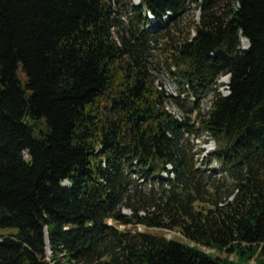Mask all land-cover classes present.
I'll list each match as a JSON object with an SVG mask.
<instances>
[{"label":"trees","instance_id":"obj_1","mask_svg":"<svg viewBox=\"0 0 264 264\" xmlns=\"http://www.w3.org/2000/svg\"><path fill=\"white\" fill-rule=\"evenodd\" d=\"M139 1L0 0V264H264V0ZM159 43L196 101L157 87Z\"/></svg>","mask_w":264,"mask_h":264},{"label":"rangeland","instance_id":"obj_2","mask_svg":"<svg viewBox=\"0 0 264 264\" xmlns=\"http://www.w3.org/2000/svg\"><path fill=\"white\" fill-rule=\"evenodd\" d=\"M133 1L135 3L138 2V0H133ZM199 20H200V11L198 10V8L194 7L193 5H190L189 8L185 12H183L180 17H178V19L176 20L177 23L175 24V26H177V27L179 26L181 29H184V30L186 28L187 29L186 31L189 32V36H192L194 34V25L196 23H198ZM175 26H172V30L174 29ZM160 43L157 44L156 48H152L151 49V53H150V60L154 63V68L161 67V66L165 67V63L163 61L164 55L160 51V49L158 48ZM245 44H246V41L242 40L241 46L245 47ZM19 75L23 79L22 72L19 71ZM152 78H153V85H154L155 76L153 74H152ZM173 80H174V78H173ZM160 81L163 83L162 84L163 89L167 90V91H169V93L173 94V92L175 90L174 87L176 85L171 83V82H169L168 79L164 76L163 73H161ZM220 82H226V78L225 77L220 78ZM221 91L223 93H226L227 92V88L225 87V88L221 89ZM205 99L206 98L202 99L203 100V107H206L208 105L207 100H205ZM171 110L175 111L177 113L179 112V110H178V108L176 106L175 107L174 106L171 107ZM189 140H190V143L192 142V144L194 145V147H195L194 149L199 150L200 148L203 147V149L205 150L203 152L204 156L207 154L208 148L211 151V150L215 149V147H216L215 141H213L212 139L207 138L205 135H203L200 132L196 136L195 135L194 136L189 135ZM225 180H226V182H225L226 184L230 183L229 179L226 178ZM63 183L66 184L65 181ZM122 210L125 213H127V214L130 213V211L127 208H122ZM126 228L127 227H125L123 229H126ZM135 228H136V230H140V231L146 230V231L151 232L153 234H160V235L165 236L166 238H173V239H176V240H178L180 242L187 243L189 245H193V242H190L189 240H187L178 230H169V229H164V228H147V227L142 226V225H136ZM14 230H15V228H7V229H4V232H11V231H14ZM199 248L204 250V251H206V252L210 251L209 249H207L205 247H200L199 246ZM46 253H47L48 256L50 255V251L46 250ZM212 253L214 255H217V256H220V257H226V256L229 255L226 250H223V251H214L213 250ZM229 258H235V255L234 254H230ZM60 264H62V263H60ZM249 264H254V261L251 260L249 262Z\"/></svg>","mask_w":264,"mask_h":264},{"label":"bare ground","instance_id":"obj_3","mask_svg":"<svg viewBox=\"0 0 264 264\" xmlns=\"http://www.w3.org/2000/svg\"><path fill=\"white\" fill-rule=\"evenodd\" d=\"M138 2H139V0H138ZM137 2V3H138ZM135 3V2H134ZM136 3V4H137ZM148 13V16L150 17V19L153 21V20H155L154 19V17H153V15L150 13V11H148L147 12ZM165 19H167V16H165L164 17ZM245 40V39H244ZM246 41V40H245ZM160 68V75H161V73H163L164 74V76L168 79V81L169 82H171V83H173V84H175L176 86H177V83H176V81H175V78H174V76L171 74V71L165 66V67H163V66H161V67H159ZM173 70H174V67H173ZM222 77H225L226 78V82H220V78H222ZM228 77H229V74H223V75H221L220 77H219V79H218V84H219V91H221V89H223V88H227V92L226 93H223L222 91V93L224 94V95H226L227 93H229V87H228ZM173 78H174V80H173ZM156 85H157V87L158 88H160V89H163V86H161L162 85V83L160 84V82H159V80L156 82ZM174 87L175 88V90H174V92H173V94H171V93H169V91H167V90H165V92H166V94H168V95H173L174 97H176L177 95H178V92H177V87ZM184 87L187 89V88H189V86H188V84H185L184 85ZM159 89V90H160ZM184 96V94L183 93H181V97H183ZM212 96V94H210L209 96H207V98L206 97H202V99L203 98H206L205 100H207V99H209L210 97ZM190 98L191 99H194V96H190ZM173 98H170V100H168L167 102L169 103L168 105H171V104H174L173 102V100H172ZM201 103H202V105H203V100H201ZM207 103H208V101H207ZM168 105H167V109H168ZM208 105H209V103H208ZM208 105L205 107V109L208 107ZM173 107V106H172ZM175 107V106H174ZM169 110V109H168ZM170 112H172V114L174 115V117L175 118H177V119H179V120H182V115L178 112H175V111H172L171 110V107H170V110H169ZM205 151V150H204ZM203 151V152H204ZM203 152H201V153H196L195 154V159L197 160V165L199 166V167H202V168H206L205 167V165L202 163V159L206 156H204L203 154ZM215 165V166H214ZM210 167H217V164H216V162H213L211 165H210ZM167 168H168V170H171V165H167ZM221 173H223V171H219L218 172V175H220ZM163 176H166V172H163V174H162ZM170 175L172 176V173L170 172ZM119 228H120V225H119ZM121 228H123V227H121Z\"/></svg>","mask_w":264,"mask_h":264},{"label":"water","instance_id":"obj_4","mask_svg":"<svg viewBox=\"0 0 264 264\" xmlns=\"http://www.w3.org/2000/svg\"><path fill=\"white\" fill-rule=\"evenodd\" d=\"M248 47V42H246V45H245V47L244 48H247ZM46 238V243H47V236L45 237ZM49 246H48V244H47V249H49L48 248ZM39 250V249H38Z\"/></svg>","mask_w":264,"mask_h":264},{"label":"built area","instance_id":"obj_5","mask_svg":"<svg viewBox=\"0 0 264 264\" xmlns=\"http://www.w3.org/2000/svg\"><path fill=\"white\" fill-rule=\"evenodd\" d=\"M177 92H178V90H177ZM179 94V93H178ZM180 96H181V94H180Z\"/></svg>","mask_w":264,"mask_h":264}]
</instances>
